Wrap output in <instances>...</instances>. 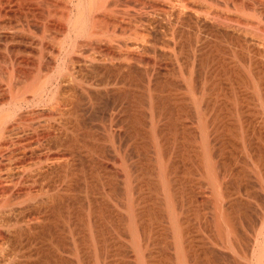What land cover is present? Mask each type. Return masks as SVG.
I'll use <instances>...</instances> for the list:
<instances>
[{
    "label": "bare ground",
    "instance_id": "obj_1",
    "mask_svg": "<svg viewBox=\"0 0 264 264\" xmlns=\"http://www.w3.org/2000/svg\"><path fill=\"white\" fill-rule=\"evenodd\" d=\"M233 55L242 60V63H237L239 68L241 64L245 63V66H242L245 67L247 75L254 83L253 94H255L257 98L262 99L264 97V87H262L264 86V0H0V264H46L52 256H56L52 255L53 253L51 251V248L54 245L50 247L51 245H47L46 241H49V239L52 241L54 238L56 228L53 229V227L58 225V217H64L66 214L64 213L65 210L68 213L64 217L66 219L65 221L71 223L73 218L71 209L76 205V203H74L76 197L74 193L75 184L79 181H77L76 172L77 170H80L78 169V165L81 166V164H76V159H78L76 157H80L82 164L83 161L87 162L81 158L84 153L82 154L81 152V155L80 152H78V149L76 150L75 145L77 142L79 143V139H83H81V137L84 136L86 138L89 134L93 133L86 131V120L87 116H89L87 115L88 113L96 110L98 106L101 107L100 105H102L106 98L114 101L115 108L123 97L132 99L135 98L138 93L142 92L141 95L147 93L155 99L159 97L161 100L162 98L159 95L164 92L165 94L169 92L170 96L174 94L175 96L176 94L177 96L183 94V98L184 95L187 94L191 96L190 103L192 105H189L201 113L199 115V123L205 125L211 120L204 114V110L207 111L209 109V102H205L204 96L211 94L214 88L210 87V84V86L202 84L204 86V88H202L195 81L197 76L194 78V75L196 73V75H198V72H200V75L201 72L204 73L205 67L203 68L204 71L201 69V71L198 70L199 66L202 67L205 63L207 65V61L208 63L211 59L225 61L228 58L231 59ZM238 58L237 61L240 62ZM226 62L228 61L226 60ZM235 63L233 69L234 73L233 71V74L231 73L234 76L236 71L239 70V68L235 70L237 67ZM222 65L226 66L225 62L222 63ZM197 67L198 69H196ZM230 67L228 66V68ZM243 67L242 70H244ZM206 70L210 72L208 69ZM224 70H226L225 67ZM205 74L206 71L204 75ZM213 75L214 74H212V76ZM247 75L245 76L246 78ZM236 77H238V75ZM171 78L174 80H170ZM235 80H233V82ZM201 81L203 83V80ZM141 82L144 84H141ZM213 82L211 80V84ZM237 82L239 83V81ZM247 82L244 83L246 84ZM244 83H241L240 85L243 87L242 84ZM233 85L235 84L233 83ZM249 88L251 87L248 85L244 90H249ZM251 90L252 89H250V91ZM178 91L180 92V95L178 94ZM260 92L262 93L260 94ZM236 93L240 94L239 92ZM200 94L204 96L199 97ZM244 94L246 95V91ZM256 94H259V96ZM255 96H253V98ZM139 97L140 96H138V98ZM152 97L149 100H152V110L154 109L156 111V108L154 107L158 106L159 102L157 103L158 105L152 104L156 101H153L154 98L152 99ZM202 97H204V100ZM170 98L172 99V97ZM136 99L137 97L135 100ZM132 100L135 102L134 99ZM257 100L259 99H256V101ZM263 100L264 98L262 99L261 104L263 103ZM251 101L253 102V100ZM163 103H165V101ZM245 103L249 104L248 102ZM135 104H138V102ZM135 104L132 103V105ZM184 104L187 105V103ZM236 104L237 103H235V105ZM250 104L252 105L253 103L250 102ZM121 105L122 104H120L119 108H121ZM132 105L130 108L133 111L130 112L131 115L128 113V117L130 118L131 116L132 120H129L135 124L136 121H138V115L135 111L136 109H134L135 107ZM151 105L149 102L148 106ZM163 105V107H165V104ZM176 105H178L179 108V104H175V106ZM111 106H113V104ZM183 106L182 104L180 105V107L184 108L185 106ZM190 106H186V108H190ZM239 106L242 105L239 104ZM257 106L259 107V105ZM127 107L128 105L126 108H123L129 111V108L127 109ZM237 107L235 108L238 109ZM247 107L249 106L247 105ZM160 108H162V104ZM167 108L169 110L171 106L170 108L167 106ZM152 110L150 111L151 116ZM259 110L261 109H258L257 111ZM113 111L111 112L112 114ZM245 112L240 111L238 114L235 113L236 115L234 114V116L238 115V119L242 120L244 114H246ZM262 112L264 113V110ZM156 113L154 112L153 116ZM115 114H113V117ZM153 116L150 119L151 121L154 119ZM245 116L248 117L247 115ZM113 117H110L111 123L114 121L113 119H115V117ZM238 119L235 121H239ZM263 120L261 121L262 123ZM251 121L253 120L251 119ZM251 121H249L251 124L255 122L252 123ZM174 122L177 124L178 121L175 120ZM261 122H259V125ZM169 123L168 126L171 125V122ZM153 124L151 122V125ZM178 124H180V122ZM138 125L139 124H137V126ZM112 126L113 125H111V127ZM104 127V131H106V121ZM174 128L176 129V127ZM178 128H180V125ZM259 128H262V126ZM87 129L91 130L89 128ZM169 129L171 128L169 127ZM256 132L258 131L256 130ZM141 133L140 135H142ZM258 133H260V131ZM107 134L109 136L108 131ZM113 135L115 137V134ZM135 136L136 135H134V137ZM111 137L109 136V139H111ZM258 138L261 139L262 137ZM94 141L97 142L98 140L94 139ZM83 143L85 144V142ZM81 144L80 146H82ZM242 145L244 146V143ZM86 146L87 144L85 147ZM102 148L105 149L104 146H102ZM115 148L117 150V147ZM261 148V145H256L255 140H253L252 143H250L248 150L251 149V151L254 150L255 152L256 150L257 152L261 151L263 153L264 151ZM81 151L84 150L82 149ZM86 152L85 154H87ZM104 153L103 155H105ZM220 154L222 156V153ZM220 154L218 156H220ZM88 155L90 156L91 153L87 154V156ZM101 157L102 156H100V158ZM93 161L94 159L92 162ZM228 161L229 160H227V162ZM220 163L221 168H225L226 162L220 160ZM88 164L91 163L89 162ZM217 164L219 163L217 162ZM168 167L170 169V166ZM218 168L219 167H217V169ZM118 171L119 170H117V172ZM220 171L223 172L222 169ZM254 172L256 173L257 170ZM166 176L169 177L168 171ZM224 176L226 175L224 174ZM222 184L224 183L222 182ZM224 187L226 188V186H223V188ZM169 189L171 188L169 187ZM169 199L170 196L166 202L170 206L171 203ZM101 209L103 210L104 208ZM221 209L222 211L224 210V208ZM181 210L182 207L180 206L178 211ZM110 211L108 210V212ZM113 211L114 210L107 213L110 218H113V214L116 213H113ZM180 214L182 215L183 211L177 213L176 210V212L173 213L172 218H170L173 219L172 224L169 223L170 225H173V227H170L174 230V233H172L173 231L170 232L171 235H176V238H174L176 240V243L174 244L175 248L173 249H175L178 258H180L179 255H181L184 244L186 243L184 240L185 243L182 245V237H185L183 233H185L184 229L186 228L183 227V219L181 220ZM168 216L170 215L168 214ZM56 218L57 222L55 220ZM175 219L176 221L174 222ZM217 220L218 219H216V221ZM263 221L264 219L262 220V229L259 230L261 233L259 232V235L253 237L254 243L252 244L254 245L251 246L253 248V253L256 252V249L261 250V248H259V246H261L260 244L263 243L262 247L264 245ZM255 222H257V220ZM100 226L97 225L96 234H110L109 230L104 232L103 228ZM165 228L169 227L166 225ZM106 230L107 229H105V231ZM130 230L132 229H129V235L132 233ZM161 230H159V232ZM151 232L153 231L151 230ZM151 232L150 230L149 233L147 231L148 234ZM102 234L101 236H103ZM71 235H73L72 231ZM58 240L61 239L59 238ZM140 245L135 243L134 247H131L136 255L135 258L133 256L135 262L137 261V264H146L145 261L150 263L148 262L150 259H148L145 254L147 248L144 250V246ZM193 247H195V245ZM187 253L189 254L190 252L188 251ZM187 253L185 254L187 255ZM211 253L209 254L211 255ZM192 255L195 256L194 253ZM182 256L183 254L181 255V258ZM263 257L264 256L259 260L260 264L263 262ZM181 258L179 260H181ZM256 263L258 264V259Z\"/></svg>",
    "mask_w": 264,
    "mask_h": 264
},
{
    "label": "rangeland",
    "instance_id": "obj_2",
    "mask_svg": "<svg viewBox=\"0 0 264 264\" xmlns=\"http://www.w3.org/2000/svg\"><path fill=\"white\" fill-rule=\"evenodd\" d=\"M234 56L235 55H233V57H232L233 59L232 58L226 59L228 62H226V60L225 61L224 60L219 61L217 59H215V60L211 59V60H209V63L207 61V65L205 63V65H203L202 67L199 66L198 71H201V70L204 71L205 70L206 71L205 75H204L205 71H204V73L201 72V75L199 74L200 72H198L199 76L196 75L197 73L194 75V78L196 76L198 77V78L197 77L195 78V81L202 88H204V86L202 84H205L206 86L211 85L210 87L214 88V90L211 92V94H208L206 96H204L202 94L199 95V97H201V96L205 97V98L202 97V99L203 98L205 99V102H209V109L207 111L204 110V114L211 121H209L205 125L199 123V115L201 113L189 105V104H191L190 103L191 102V100H190L191 96H189L187 94V95H184V98H183L182 93H181L182 94L181 96H177V94H176V96H175V94L170 96V93L168 91H166L169 93V94L166 93L167 95L165 94V92L159 95L162 98L161 100L159 97H157L155 99L154 97L150 96L147 93H145V94L143 93V95H141L142 92L138 93L139 95L137 94L136 100H135L136 97L132 98L135 100V102H133L132 99H128V97H123L119 101L118 105L115 107L116 110L114 108V101H112L109 98H106V99H104L105 101L102 103V105H100L101 107L98 106L99 108L97 107L96 110L87 114L89 116H87L86 125H87V128H89L91 130H88L86 128V131H89L91 133L93 132L92 134H89V136L93 137V138H90L89 136L85 138L83 136V137H81V139L83 138L82 140H83V142H85V144L82 142V140L79 139V143L77 142V144L75 145L76 150L78 149V152H80V154H81V152H82V154L84 153L83 157H81V158H83V160H85L87 162L83 161V164H84L83 165L81 160H80V157L79 156L76 157V158H78V159H76V162H77L76 164L77 165L81 164V166L78 165V169L82 170V168H83V170L82 171L77 170V172L79 174L76 172L77 181L78 180L79 181L75 184L74 193H75L76 197L74 199V201H75L74 203H76V205H75V207H73L71 209V211H72L71 213L73 215V218L71 220V223H68V221H65L66 219L64 217H65V215L68 214L65 210L64 213H66V214L64 215V217H58L57 216L59 218L58 222H57V218L55 219L57 224H58L57 226L53 227V229L56 228V234L54 235L55 239L53 238L54 239V241H53V239L50 237L52 239V241L49 239V241L48 240L46 241V244L47 245L49 244V246L51 245L50 247H52L54 245L51 248L52 249L51 251L53 253L52 255H56L57 257L52 256L53 258L51 257L49 259L48 263H50V264H54V263L55 264H67V263H69V264H83V263L84 264H137V261L135 262V259H134L136 255L134 254L133 248H131V247H134L135 243L140 245V243L142 242L140 246L143 245L144 250L147 248L148 252L145 251V254L147 255L148 259H150V261H148L150 263H147V261H145V259H144L146 264H186V263L187 264H240V263L241 264H250V263L251 264H257L256 263L257 259H258V264H260L259 260L261 259L262 256H264V245L262 247L263 243L260 244L261 246H259V248H261V250L256 249V252H254V253L252 252L253 248L251 246L254 245V244H252V243H254L253 237H255L261 233V231H259V230L262 229L261 228L263 226L262 220L264 219V217H263L264 216V177H263L264 174H262V173H264V171H263L264 170V152L263 153L261 151L257 152L256 150L254 152V150L253 151H251V149L248 150V147L250 146V143H252V141L255 140L256 145L260 144L262 147L261 149H263V151H264V131H262V130H264V120H263V116H264L263 114L264 113L262 112L264 110V108H262V107H264V100L262 103L263 105L261 104V101L264 97L262 99L257 98V96H255V94H253L254 83L249 78V76L247 75V73L245 71V67L242 66L245 63L241 64V66L239 68L238 64L242 63V60H240L238 57H234ZM236 56H237V54H236ZM237 58H238V60H240V62L237 61ZM224 62L226 64V66L222 65V63H224ZM232 63H233V65H232ZM234 63L237 66L235 70H237L239 68V70L236 71L235 76L232 75L234 73V70H233L235 67ZM220 66H222V67H220ZM228 66L229 67L231 66V67L228 68ZM204 67H205V69L203 70ZM209 67H211V68H209ZM224 67L226 70H224ZM242 67L244 70H242ZM196 69H198V67ZM206 69H208L210 72H208ZM229 69H231V70H229ZM241 70H242V73H244V74L241 73ZM232 71H233V73H232ZM207 72H208V74H207ZM239 72L241 73V76H240ZM212 74H214V75L212 76ZM237 75H238V77H236ZM246 75H247V78L245 77ZM200 76H202V77H200ZM231 76H234L235 78L231 77ZM237 78H239L240 80ZM244 78H245V80H244ZM197 79L199 80V83H198ZM170 80L173 81L174 79L171 78ZM201 80H203V83ZM211 80H212V82L214 81L212 83L213 85L211 84ZM233 80H235V81L233 82ZM207 81H208V83H207ZM237 81H239V83ZM250 81H252V82H250ZM143 82H141V84H144ZM244 82H247V83L245 84ZM231 83H232V85H231ZM233 83L235 85H233ZM241 83H244V84H242L243 87L240 85ZM250 83H251V86H250ZM247 84L251 88H249V90H244L245 88H247V86H248ZM252 84H253V86H252ZM238 87L239 88L241 87L240 88L241 90ZM262 87H264V86H262ZM250 89H252L253 91L252 90L250 91ZM242 91H244V92L246 91V95ZM234 92L235 93L239 92L240 94L236 93V96H235ZM179 93L180 92L178 91V94ZM261 93L262 92H260V94ZM203 94H204V92H203ZM148 95H149V97H148ZM251 95H252V97H251ZM256 95L259 96V94H256ZM138 96H140V97L138 98ZM163 96H165V97H163ZM169 96L172 97V99ZM253 96H255V97L253 98ZM151 97H152V99L154 98L153 101L156 100L152 104H154V105L159 104L158 106L154 107V108H156V111L153 109L155 113L157 112L154 115L155 117L153 116V114H154V112L152 110L153 105H151L152 100L151 101L149 100ZM179 97H181V98H179ZM250 97L253 99H251ZM239 98H241L242 100ZM243 98H245V99H243ZM124 99H126V100H124ZM238 99L241 102H239ZM254 99H255V101H256V99H259V100H257L255 102ZM171 100H172V102H171ZM234 100H235V102H234ZM243 100H245V101H243ZM251 100H253V102ZM126 101H129V102H126ZM131 101L133 104H135L137 102H138V104H135L136 106L132 105ZM164 101H165V103H163ZM174 101H177V102H174ZM178 101L179 102L182 101V102L179 103ZM149 102H150V105L152 107L148 106ZM245 102H248L249 104H247ZM250 102L253 103L252 104L253 107L250 104ZM259 102H260V104H259ZM184 103H187V105H185ZM235 103H237L236 105L238 107L235 105ZM112 104H113V106H111ZM120 104L123 105V106L121 105V108H119ZM130 104L135 107L134 109H136L135 111H136L138 118H139V119L137 118L138 121H136L135 124L131 121L132 120L131 116H130V118L128 117L129 114L131 115L130 112L133 111L130 108L131 107ZM161 104H162L163 110H162V108H160ZM163 104H165V107H163L164 106ZM173 104H174V106H173ZM175 104H179V108H178V105H176L177 106L176 107ZM181 104H182V106L184 105L185 107L184 106H183L184 108L180 107ZM239 104L242 106H239ZM243 104H247L249 107H247V105H243ZM127 105H128L127 109L129 108V111L125 109ZM138 105H139V107H138ZM166 105L169 106V108L171 106V108L168 110ZM257 105H259V107ZM186 106H190V108L189 107L186 108ZM123 107H125V108H123ZM235 107H237L239 110L236 109ZM112 108H114V109H112ZM130 109H131V111H130ZM149 109H150V111L152 110L151 113H152V116L154 118L153 121L150 120L152 116L150 114ZM171 109H172V112H171ZM173 109H175V110H173ZM243 109H245L246 112ZM258 109H261V110L257 111ZM113 110H115V111H113ZM124 110H126V111H124ZM237 110H238V112H237ZM112 111H113V114H115V112L117 111V113L114 115L115 119H113L115 122L114 121L112 122L114 124H112L110 122L111 118L113 117V114L111 113ZM240 111H244L246 113V114H244L242 120L238 119V115L234 116L235 113L238 114ZM247 112H249V113H247ZM197 113H198V115H197ZM258 113H260L261 115ZM245 115H247L248 117H246ZM116 117H118V118H116ZM104 118H105V120H104ZM118 119H120V120H118ZM129 119H131V120H129ZM236 119H238L239 121H235ZM251 119L253 121H251ZM100 120L102 123L104 121L103 126H102V123L100 122ZM175 120L178 121L177 124L174 122ZM245 120L248 122V124ZM262 120H263V123L261 122ZM105 121H106V131H104L105 130L104 129L105 128L104 127ZM140 121H142L143 123ZM150 121L152 122V124L153 123H155V124L151 125ZM249 121H251L252 123L254 121L255 122L253 124H251ZM169 122H171L170 126H168L170 124ZM179 122H180V124H178ZM236 122L238 125L236 124ZM259 122H261L262 125L261 124L259 125ZM107 123H109V124H107ZM129 123H131L132 125ZM244 123H245V126H244ZM137 124H139V125L137 126ZM182 124H184V125H182ZM111 125H113L112 126L113 128L111 127ZM172 125H173V127H172ZM179 125H180V128H178ZM239 125H241V126H239ZM251 125H252V127H251ZM253 125H255V126H253ZM257 125H258V127H257ZM140 126H141V128H140ZM260 126H262L263 129L259 128ZM107 127H108V129H107ZM137 127H139L140 129ZM169 127L171 129H169ZM174 127H176V129ZM120 128H122V129H120ZM164 128H166V129H164ZM158 129H160V130H158ZM177 129H179V130H177ZM133 130H135V131H133ZM153 130H155V131H153ZM256 130L258 132L260 131V133L256 132ZM107 131L109 132L110 137L113 134H115V137L113 135L112 137H114V138L111 137V139H109ZM111 131H112V134H111ZM261 132H262V134H261ZM140 133L142 135H140ZM95 135H96V137H95ZM134 135H136V136L134 137ZM252 137H254V138H252ZM258 137H262L263 139L262 138L260 139ZM94 139L98 140L99 142L94 141ZM136 141H138V142H136ZM159 143L161 144V146ZM243 143H244V146L242 145ZM80 144L82 146H80ZM86 144H87V146L85 147ZM101 144H102V146L105 147V149L102 148ZM139 145H140V147H139ZM115 147H117L118 151L116 150ZM118 147H119V149H118ZM142 147H144V148H142ZM220 147H221V149H220ZM79 149H80V151H79ZM82 149L84 151H81ZM89 149H92V150H89ZM97 149H98V152H97ZM100 149H102L103 151L105 150L104 151L105 153ZM224 150H225V152H224ZM85 152L87 154L91 153L92 156L91 155L87 156V154H85ZM119 152H121V153H119ZM245 152L246 153L248 152V153L246 154ZM103 153L105 155H103ZM220 153H222V156ZM158 154H159V156H158ZM219 154H220V156H218ZM99 155L102 157L100 158ZM209 155H211V156H209ZM85 156H86V158H85ZM87 157H89L91 159H89ZM103 157H104V159H103ZM92 158L94 159L93 162H92V160H93ZM98 158H100V159H98ZM115 160H116V162H115ZM220 160H223L224 162H226L225 168H223V167L221 168ZM227 160H229V161L227 162ZM78 161H80V162H78ZM89 162L91 164H88ZM217 162L219 164H217ZM95 163H99V164H95ZM163 165H164V167H163ZM79 166H80V168H79ZM168 166H170V169ZM165 167L168 169H166ZM217 167H219L220 169L219 168L217 169ZM139 168H140V170L141 169L142 170L140 171ZM164 168L166 169V172H165ZM227 168H228V170H227ZM172 169H174L175 171ZM221 169L223 172L220 171ZM223 169L224 170L226 169L227 172H226V170L224 171ZM117 170H119V171L117 172ZM256 170L258 172V173L256 172L257 174L254 172ZM258 170H260V171H258ZM167 171H168L169 177L166 176ZM213 171H215V172H213ZM230 172H231L232 176H231ZM224 174L226 176H224ZM167 180H168V182H167ZM222 182L224 184H222ZM168 183H170V184H168ZM220 185H221V187H220ZM222 185L226 186V188L225 187L223 188ZM169 187L171 189H169ZM169 196H170L169 200L171 203L170 206L166 202V201H168ZM166 198H167V200H166ZM122 203H123V205H122ZM109 205H110V207H109ZM179 205L182 207L181 211H183V214L182 215L180 214L181 220L183 219L182 220V222L184 224L183 227L186 228V229H184L185 233H183L184 236L186 237V239H185V237H182V245L186 241V243L184 244L185 249L183 248L184 251L182 250V252H181V255L183 254L182 258H181V255H179L182 261L179 260L180 258H178L175 249H173V248H175L174 244L176 243L175 242L176 240L174 238H176V235L173 236L170 233L171 231H173L172 233H174V230H172L173 225H170V224H172L173 219H170V218H172V215H173V213L176 212V210H177V213L181 212V211H178V208L180 207ZM223 206H225V207L227 206V207L225 208ZM174 207H175V209H174ZM219 207L224 208V210H223L224 212ZM101 208H104V209L102 210ZM228 208H229V210H228ZM115 209H116V211H115ZM170 209L171 210L173 209L174 211L173 210L171 211ZM108 210L109 211L111 210L110 212H112V210H114L113 213L116 212L115 214H113V218L112 217L110 218V216H108L107 213H110V212H108ZM73 211H75L76 213ZM222 212H223V214H222ZM170 213H172V214H170ZM61 214H63V213H61ZM168 214L171 217L168 216ZM93 216H95V217H93ZM249 216H251V217H249ZM252 216H254L255 218ZM216 219H218V220L216 221ZM222 220H224V221H222ZM256 220H257V222H255ZM175 221H176V219L174 220V222ZM92 225L95 227H93ZM97 225H99V226L101 225L100 227L103 228L104 232H107L109 230L110 234L104 235L101 233L103 236H101V234H99V233L96 234L97 233V231H96ZM166 225L169 228H165ZM170 226H172V227H170ZM234 226H235V228H234ZM143 227H144V229H143ZM247 228H249V229H247ZM105 229H107V230L105 231ZM116 229H118V230H116ZM129 229H132V230H130V231H132V233H130V235L128 234ZM165 229L166 230L168 229L169 231L168 230L166 231ZM70 230L73 232V235H71ZM90 230H91V232H90ZM149 230H150V232H151V230L153 231L150 233L151 236H150V234H148ZM159 230H161V231L159 232ZM147 231H148V233H147ZM138 232H140V233H138ZM186 232H187V234H186ZM57 233H59V234H57ZM158 233H160V234H158ZM92 235H94V236H92ZM58 236L61 240H58L59 239ZM133 236H134V238H133ZM238 236H240V237H238ZM103 237H105V238H103ZM149 237H150V239H149ZM220 240H221V242H220ZM226 241H227V243H226ZM54 242H56V243H54ZM231 242H233V243H231ZM223 243H224V245H223ZM244 243H246V244H244ZM194 245H195V247H193ZM212 246H213V248H212ZM250 248H252V249H250ZM256 248H258V247H256ZM172 249H173V251H172ZM188 251L192 254L194 253L195 256H193L190 253H189L190 254V256H189V254L187 253ZM183 252L187 253L188 256ZM209 253H211V255ZM246 253H247V255H246ZM197 254L198 255L200 254L201 256L200 255L198 256ZM150 255H152V256H150ZM184 255H185V257H184ZM196 255H197V258H196ZM133 256H134V258H133ZM258 257H260V258H258ZM212 260H213V262H212ZM140 262H142V261H140ZM176 262H179V263H176ZM182 262H184V263H182ZM48 263H46V264H48ZM140 264H143V263H140ZM262 264H264V257H263Z\"/></svg>",
    "mask_w": 264,
    "mask_h": 264
}]
</instances>
